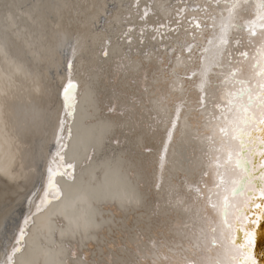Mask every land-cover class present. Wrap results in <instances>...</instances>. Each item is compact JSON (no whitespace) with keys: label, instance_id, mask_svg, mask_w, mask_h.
<instances>
[{"label":"bare ground","instance_id":"obj_1","mask_svg":"<svg viewBox=\"0 0 264 264\" xmlns=\"http://www.w3.org/2000/svg\"><path fill=\"white\" fill-rule=\"evenodd\" d=\"M243 2L247 7H238L227 22L224 50L225 57L231 50L237 61L244 59L239 53L247 51L251 57L259 47L248 44L244 28L246 21L255 19L253 9L259 0ZM228 7L229 0L219 4L214 0H0V262L11 251L29 198L35 201L42 192L63 114L60 91L67 83L72 46L76 49L72 79L78 89L71 135L62 155L64 163L74 165V178H55L62 196L32 217L14 264H151L163 262L165 253L194 264H214L217 258L223 264H236L231 256L247 255L241 253L239 240L232 243L225 238L223 228L214 236L224 246L215 248L204 197L198 198L196 191L206 186L218 192L217 213L228 196L229 222L238 206H248L254 192L258 200L252 203L264 204V197H259L264 145L257 143L256 150L249 147L242 154L254 179L246 177L247 196L239 190L233 196L237 182L243 183L240 177L245 176L246 165L234 167L241 147L231 125L226 135L218 132L231 121L255 134L258 123L245 125L244 113L235 108L227 120L215 119L216 104L227 105L221 99L224 91L235 90L231 83L220 81L233 69L239 76V63L220 71L213 68L203 104L199 99L200 50L212 33L205 29L204 36L193 38L188 34L194 31L191 18L202 25L215 23L212 35L218 36L220 17H228ZM209 15L215 20H206ZM162 23L175 30L153 39ZM189 44L194 46L192 53L184 51ZM161 58L171 61L167 74ZM191 72L197 75L189 79ZM161 94L166 97L163 102ZM177 100L183 105L182 115L161 177L160 153ZM250 112L256 114V121L262 118L257 108ZM261 138L256 136L257 142ZM229 151L231 160L225 165ZM209 172L213 181L224 173L219 188L207 181ZM238 220L243 228L247 213ZM261 221L255 222L252 233L254 255L262 253L255 248V242L264 238ZM236 231L233 225L232 234Z\"/></svg>","mask_w":264,"mask_h":264},{"label":"snow or ice","instance_id":"obj_2","mask_svg":"<svg viewBox=\"0 0 264 264\" xmlns=\"http://www.w3.org/2000/svg\"><path fill=\"white\" fill-rule=\"evenodd\" d=\"M216 4L220 3V0H214ZM238 7H247V4L243 2V0H229L228 7V17L225 18L223 16L220 17V32L218 36H214L212 34L216 31L215 23L211 24H203L201 20L193 17L191 18L193 23L190 25L194 29L193 32L188 33L192 35L193 38H199L205 35V29H209L210 33L209 38L207 39L206 45L200 50V63L201 67L199 68V76L200 80L198 83V88L200 89L199 99L201 104L204 101V88L207 86V77L208 74L215 68L217 71L228 68L232 63H239L240 65V75H237V69H233L230 73H228L224 80L220 81L221 83H231L235 88L234 91H228L227 89L221 96L222 100L227 101V105L218 103L216 104L217 109L219 110V115L215 116V119L219 120L221 118L227 120L228 113L230 109L235 108L237 112H243L242 123L248 125L250 122L258 123V128L256 133L245 132L241 128H237L235 123L229 121V123L222 125L219 127L218 132L224 135L227 134V130L229 125H231L233 132L236 136L239 137L240 147L242 153L244 150H247L249 147H252L256 150L257 143L264 145V0H259V2L255 5L253 11L255 14V19L251 21H246L244 28L248 33V44H257L259 47L256 49L254 55L249 57L248 52L244 51L239 53L243 60L237 61L231 50H229L227 57L224 55L225 47L228 44L227 32H228V21H231L234 18V13ZM149 9L144 10V15H148ZM183 11V10H181ZM206 11V9H205ZM179 15V14H178ZM206 20H215L213 16H206ZM257 29L260 32H257ZM175 30L171 28L168 24H159L156 26L155 31L157 33L156 36H153V39H157L158 37L163 39L165 31ZM143 31V29L141 30ZM237 44L240 41H236ZM193 45L189 44L184 49V51L188 53H192ZM171 51H175L172 49ZM107 55V52L104 53ZM76 55L75 46H72V56L67 59L66 62V72H67V83L61 89V100L63 107V114L59 120V130L54 137L55 149L51 153L50 159L48 160L45 167V176L42 186V192L38 196V198L33 201L32 198H29L28 207L25 210V213L22 216L19 227L15 233L14 239L12 241L13 246L11 247V251L7 255V259L0 264H14V254L23 250L24 240L27 235V228L32 223V217L35 213L43 210L49 203L53 200H59L62 196L61 189L56 182V177L60 175H65L69 179L74 178V165L65 164L64 157L62 155L63 150L67 146V139L71 135V127L70 121L75 114V106H76V92L78 89V84L72 79V68H73V59ZM256 56L262 57L261 59H256ZM179 55L177 59H179ZM189 59H192V56L189 55ZM161 60L165 63V72L167 74V69L171 66V61L167 60V58H161ZM177 71H182V69H177ZM197 75V72H191L189 79L191 76ZM146 82V81H145ZM253 92H255V96H253ZM161 102H163L166 97L161 94ZM237 101L241 103L237 104ZM257 108L259 110V115L262 117L259 121H256V114L250 112L251 108ZM183 105L177 100V108L175 111V115L169 129L166 134V138L164 140V147L160 153V173L161 177L163 174L164 165L166 163V153L168 149V145L173 138L174 134L178 132V123L179 118L182 115ZM67 117V121L65 120ZM159 119V117H157ZM202 119V118H201ZM195 122V117L193 118ZM67 133L66 135L63 133ZM256 136H261L262 138L257 142ZM242 153L238 154V158L235 163V168L245 167L246 161L241 158ZM231 151L228 152L227 160L225 161V165L231 160ZM219 161H215L213 166H217ZM234 169L230 168L229 172L232 173ZM205 177L208 182L213 183L214 188H219L223 184L224 173H220L216 176L215 180L211 179V173H205ZM254 179L251 174L245 170V176L240 177V182H237V188L232 189V195L237 194V190L239 193H243L247 196L245 192V186L247 184V179ZM260 179V189H259V197H264V173H262L259 177ZM159 182L156 187H159ZM191 187V185H189ZM199 197H204L205 203V212L210 217L209 221V230L213 233L212 244L215 248H222L223 242L215 239L214 233L220 228L225 229V238L229 239L232 243L237 242V236L232 234L233 225H235L237 231L240 233L239 236V248L241 253H247V255H241L240 257L231 256L230 259L236 261V264H264V255L256 254L254 255V249L252 247V233L254 231V225L257 220H264V204L259 202L253 204L252 200L257 199L256 193H253L252 197H249V204L247 207H237L236 212L234 213L233 222H229L228 220V210H229V197L225 196L221 202V210L217 213L216 209V200L215 197L218 196V192L213 190L209 191L206 186L197 187L196 189ZM34 196L37 194L34 193ZM256 209H259V212H256ZM247 213L248 215V223L244 225L242 228L238 217L242 214ZM223 221L222 224L219 221ZM215 223V227H212V224ZM154 243V242H153ZM215 249H209V251H214ZM257 255H259V260L257 259ZM151 264H194L193 261L182 260L178 258L169 257L167 253L164 254V261H152ZM214 264H223L220 259H216Z\"/></svg>","mask_w":264,"mask_h":264},{"label":"water","instance_id":"obj_3","mask_svg":"<svg viewBox=\"0 0 264 264\" xmlns=\"http://www.w3.org/2000/svg\"><path fill=\"white\" fill-rule=\"evenodd\" d=\"M143 14H144V12H143ZM60 93H61V91H60ZM244 152H245V150L243 151V153H242V150H241V153L242 154H244ZM255 157H254V159H253V161H255ZM65 164H70V163H65ZM249 164H248V162L246 161V168L248 169V166ZM237 188V187H236ZM263 226H264V220H262L261 221V223H260V228L262 229L263 228ZM236 236L238 237L237 238V240H239V236H240V233L238 232V231H236ZM255 248L257 249V250H259L260 248H261V250H260V252H262V253H260V255H264V249H262V248H264V238H262V239H260V240H257L256 242H255Z\"/></svg>","mask_w":264,"mask_h":264}]
</instances>
